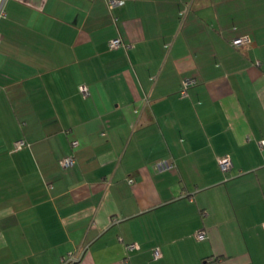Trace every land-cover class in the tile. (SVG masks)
I'll return each instance as SVG.
<instances>
[{
	"label": "crops",
	"instance_id": "1",
	"mask_svg": "<svg viewBox=\"0 0 264 264\" xmlns=\"http://www.w3.org/2000/svg\"><path fill=\"white\" fill-rule=\"evenodd\" d=\"M4 9L0 264H264V0Z\"/></svg>",
	"mask_w": 264,
	"mask_h": 264
},
{
	"label": "built area",
	"instance_id": "2",
	"mask_svg": "<svg viewBox=\"0 0 264 264\" xmlns=\"http://www.w3.org/2000/svg\"><path fill=\"white\" fill-rule=\"evenodd\" d=\"M5 1L6 0H0V17L5 16V9H4ZM106 2H107L109 9H112L113 7H115L117 5L123 4L124 0H106ZM248 42H249L248 37L239 36V37L233 38L230 41V44L232 46H240L243 44H247ZM108 45H109V47H118L121 45L125 46V47L128 46L119 37L110 39L108 42ZM195 83H196V80L194 78H190V77L184 78L182 80V86H181L180 91H179L180 96L183 98H188V96H189L188 88ZM79 89H80L82 94L88 93V88L86 85H81ZM23 143L24 142L21 139L15 141L16 146L23 145ZM71 144H72V146H76L77 141L74 140L71 142ZM72 163H73V158L71 156L65 157L64 159H62L60 161V164L62 166H67V165H70ZM218 165L222 171L229 170L230 167L232 166V162H231L229 155H223V156L219 157L218 158ZM166 167H170V165L167 163H161L160 164V168H166ZM128 181L131 182V179H129ZM195 237L198 240H202L206 237V232L203 229H199L195 232ZM127 247L133 248L134 244L130 243L127 245ZM82 251H83V248H79L78 250L69 253L65 262H69V263L75 262L80 257ZM160 256H161V252L159 249H157V248L152 249V257L153 258H159Z\"/></svg>",
	"mask_w": 264,
	"mask_h": 264
},
{
	"label": "trees",
	"instance_id": "3",
	"mask_svg": "<svg viewBox=\"0 0 264 264\" xmlns=\"http://www.w3.org/2000/svg\"><path fill=\"white\" fill-rule=\"evenodd\" d=\"M19 139H21V140H23V145H20V146H16L15 145V141H17V140H19ZM19 139H16L15 141H13V143H12V148L13 149H21V148H23V147H25V146H27L28 145V143L26 142V140L25 139H23V138H19ZM74 141V140H73ZM72 142V141H71ZM70 142V143H71ZM77 146V145H76ZM76 146H72V144H71V147L72 148H75ZM72 158H73V156L72 155H70ZM66 157H68V156H66ZM64 159V158H63ZM73 162H74V159H73ZM73 164V163H72ZM72 164H70V165H72ZM67 166H69V165H67ZM130 244V243H129ZM66 261V260H65Z\"/></svg>",
	"mask_w": 264,
	"mask_h": 264
}]
</instances>
